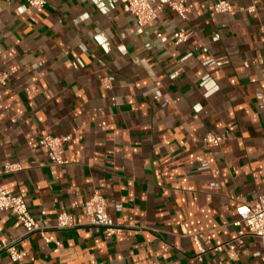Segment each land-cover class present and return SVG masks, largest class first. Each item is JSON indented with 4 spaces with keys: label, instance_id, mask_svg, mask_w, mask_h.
<instances>
[{
    "label": "crops",
    "instance_id": "crops-1",
    "mask_svg": "<svg viewBox=\"0 0 264 264\" xmlns=\"http://www.w3.org/2000/svg\"><path fill=\"white\" fill-rule=\"evenodd\" d=\"M185 1V21L165 6L153 28L120 1L48 0L40 12L0 0V169L22 165L0 186L41 224L43 209L51 224L61 211L78 224L47 231L57 253L0 210V244L16 238L25 252L14 262L0 251V264H264V238L246 237L237 259L211 250L245 228L237 207L264 195V0H233V14ZM154 29L190 37L168 46ZM42 130L72 135L69 164L49 160ZM95 191L130 228L107 236L88 224Z\"/></svg>",
    "mask_w": 264,
    "mask_h": 264
},
{
    "label": "built area",
    "instance_id": "built-area-1",
    "mask_svg": "<svg viewBox=\"0 0 264 264\" xmlns=\"http://www.w3.org/2000/svg\"><path fill=\"white\" fill-rule=\"evenodd\" d=\"M30 6L34 7L37 11L42 12L47 4L48 0H25ZM113 2L120 1L123 5V9L126 12L135 16L139 27H155V23L158 17V11L168 6L174 10L182 20H186L188 13L190 12L192 5L188 4L185 0H112ZM214 8L219 13L233 14L235 12L233 8V0H217ZM242 10L248 12H255L257 5L252 4L250 6L242 7ZM157 38L164 45H175L185 42L190 33L184 29L175 32L172 36L154 29ZM8 74L6 72L0 74V82L7 84ZM103 86L111 88V82L109 79H103ZM72 138L71 134L65 136H56L41 131L39 143L46 148L49 160L53 164L65 165L69 164L70 160L66 157L64 144ZM223 138L218 134L208 133L204 137V142L208 145L218 146L221 144ZM22 169V165L18 162H8L4 168L0 169V175L15 172ZM0 210H8L16 215L24 228V235L40 234L46 242L54 243V252H60L61 241H53L48 235L49 229H65L73 228L78 224L73 214L67 211H61L54 219V224H51V218L48 215L47 210L41 211L42 217L45 219L46 224H41L40 221L33 216L28 208V204L22 195L12 193L9 189L0 186ZM85 212L89 217L88 224L92 226L101 227L105 230L107 236H114L121 234L127 228L131 226L126 223L117 222L112 214L108 211L107 198L95 191L85 203ZM237 212L240 216L236 222L238 225L245 224V228H242L238 234L228 242L219 244L211 248L212 251L221 252L224 248H227L228 255L231 259H237L240 248L245 243V238L248 236L264 238V195L260 196L258 200L253 204H241L237 207ZM141 229L140 226H134ZM194 240L199 251V258H202L209 250L205 248L197 235H194ZM7 251L10 254L11 259L14 262L21 261L25 252L19 246V239H11L0 244V251ZM57 264H66L59 262Z\"/></svg>",
    "mask_w": 264,
    "mask_h": 264
}]
</instances>
